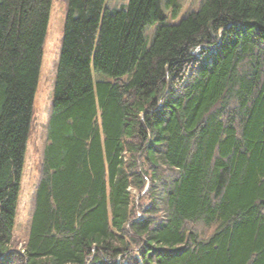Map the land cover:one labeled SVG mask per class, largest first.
I'll return each instance as SVG.
<instances>
[{
  "label": "trees",
  "instance_id": "1",
  "mask_svg": "<svg viewBox=\"0 0 264 264\" xmlns=\"http://www.w3.org/2000/svg\"><path fill=\"white\" fill-rule=\"evenodd\" d=\"M52 1L0 0V264H264V0H67L17 247Z\"/></svg>",
  "mask_w": 264,
  "mask_h": 264
},
{
  "label": "rangeland",
  "instance_id": "2",
  "mask_svg": "<svg viewBox=\"0 0 264 264\" xmlns=\"http://www.w3.org/2000/svg\"><path fill=\"white\" fill-rule=\"evenodd\" d=\"M127 1L128 0H105V6L109 8L120 7L126 4ZM201 1L202 0H175V3L178 5L174 14L170 11L172 7L168 6L167 8V5L165 6V0H161V5L167 12V20L177 21L191 11L196 10L201 4ZM66 11L67 0L52 1L40 78L35 95L36 118L27 143L20 183L17 216L13 231L18 248H21L27 234L32 197L37 179V167L45 138V122L50 112L53 99L54 77ZM156 25L157 23L152 22L144 30L147 42L150 41ZM98 76L100 78L104 77L102 73L94 72V78L97 79L99 78ZM133 193L135 194V201L139 202L142 193L137 190H133Z\"/></svg>",
  "mask_w": 264,
  "mask_h": 264
}]
</instances>
